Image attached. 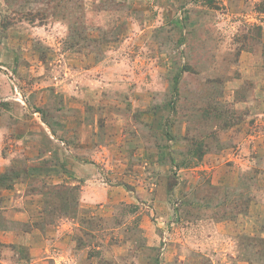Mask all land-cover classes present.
<instances>
[{
  "label": "rangeland",
  "instance_id": "obj_1",
  "mask_svg": "<svg viewBox=\"0 0 264 264\" xmlns=\"http://www.w3.org/2000/svg\"><path fill=\"white\" fill-rule=\"evenodd\" d=\"M0 264H264V0H0Z\"/></svg>",
  "mask_w": 264,
  "mask_h": 264
}]
</instances>
